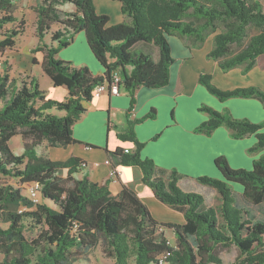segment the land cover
I'll list each match as a JSON object with an SVG mask.
<instances>
[{"label": "trees", "instance_id": "16d2710c", "mask_svg": "<svg viewBox=\"0 0 264 264\" xmlns=\"http://www.w3.org/2000/svg\"><path fill=\"white\" fill-rule=\"evenodd\" d=\"M112 1L120 3L127 21L108 26L109 17L96 12L94 0H42L34 10L38 44L32 52L42 53L41 69L52 86L66 89L63 101L46 98L34 77L18 81L9 76L7 68L0 71V175L38 184L42 199L33 203L19 189L0 184V264H69L73 249H92L100 241L104 256L113 264H223L221 249L229 247L238 251L231 264H264V219L256 218L246 207L264 206V154L253 161L250 170L233 169L224 157H218L215 165L223 180L197 178L218 193L216 210L205 206L202 195L178 187L184 176L141 158L144 144L137 139L134 127L152 119L154 111L141 119L128 118L126 129L117 137L131 143L133 149L124 153V148H116L107 153L108 159L113 166L140 168L142 183L155 198L182 213L184 223L177 224L157 222L126 186L113 196L110 180L94 183L87 175L74 179L83 161L73 157L51 161L38 153L44 141L51 147L76 143L72 128L86 111L83 103L94 99L98 85L110 87L114 74H120L119 89L131 98L128 117L139 88L166 86L174 62L170 37L188 38L200 45L213 35L208 58L217 62L222 72L244 66L243 73H247L264 55L262 0ZM64 5L73 10L64 11L60 8ZM13 9L14 0H0V54L12 49L23 33L24 21L7 29L17 21ZM53 26L58 28L53 30ZM80 32L85 33L91 52L104 68L99 76L86 66L73 67L56 57ZM146 46L157 47L158 57ZM233 47L240 50L234 53ZM199 83L220 101L254 98L264 106V91L259 87L221 90L207 74L200 75ZM200 111L208 114V120L196 127L195 133L210 135L224 126L233 139L255 136L257 142L250 153L264 150V121L256 124L235 119L228 112L206 106ZM17 135L24 142L20 155L9 147ZM62 169H67L66 177L60 176ZM231 183L241 191L232 190ZM27 227L38 230L35 238L25 237ZM166 231L174 235V245Z\"/></svg>", "mask_w": 264, "mask_h": 264}, {"label": "crops", "instance_id": "0c3cea01", "mask_svg": "<svg viewBox=\"0 0 264 264\" xmlns=\"http://www.w3.org/2000/svg\"><path fill=\"white\" fill-rule=\"evenodd\" d=\"M103 4L112 10L96 12L109 17L108 26L128 20L120 11V3L104 0ZM173 38L169 43L174 62L166 86L159 89L139 88L129 117L127 113L131 98L125 91L120 90L118 95L103 93L91 102H84L86 111L72 128L76 143L66 147H51L46 143L44 155L51 161L59 162L77 158L86 163V167L79 166L73 175L74 179L87 175L94 183L110 180L109 189L113 196L120 192L122 186H126L136 194L157 222L182 224V213L159 202L153 192L143 185L142 172L137 166H116L120 175L116 181L109 179L111 166L105 164L107 153L116 148L133 149L131 143L120 141L117 134L126 129L128 118L141 119L153 110L152 119H146L134 127L137 139L144 144L140 156L152 160L159 168L184 176L178 180L179 188L186 181L195 184L197 178L202 176L223 180L215 165L218 157H224L233 169L250 170L253 161L264 154V150L249 152L257 142L254 135L237 140L224 126L215 129L210 135L195 133L194 129L208 120V114L200 111L202 106L228 112L235 119H247L256 124L264 121V106L254 98L220 101L200 85L199 77L201 74L210 75L211 82L221 90L256 86L264 91V55L256 59L255 65L247 73H243L244 66L222 72L217 62L205 60L213 46L211 38L200 45H194L187 38ZM173 40L177 41L176 46L172 45ZM86 44V35L80 32L56 57L61 56L64 59L62 61L70 62L73 67L86 66L94 76H99L103 74L104 68L95 63ZM51 90L55 88L51 87ZM66 96L67 91L64 99ZM46 98L53 100L49 93ZM60 172L61 177L67 176V169ZM229 186L232 190L241 191L232 183ZM181 189L188 188H182L181 185Z\"/></svg>", "mask_w": 264, "mask_h": 264}, {"label": "rangeland", "instance_id": "374dc122", "mask_svg": "<svg viewBox=\"0 0 264 264\" xmlns=\"http://www.w3.org/2000/svg\"><path fill=\"white\" fill-rule=\"evenodd\" d=\"M42 0H14V9H13V15L16 17L17 21L12 24L8 25L7 29L17 28L19 27V24L21 21H24L23 26V33L18 36L16 39L15 46L10 49L6 50L3 54H0V71L3 72L6 68L8 69V74L11 78L16 79L18 81L20 80H26L28 81L31 77H34L41 90L45 92V94L51 95L53 97V100L57 101H63L64 99V93H66V89L63 87L55 88L54 91L51 90L52 83L50 79L43 73L41 69V61H42V53L37 52L33 53V49L38 44V39L36 35V15H35V8L40 4ZM104 0H95L94 6L97 11L100 13L110 12L112 9L107 6V4H103ZM116 2V1H115ZM262 3L264 5V0H262ZM64 11L70 12L73 10V7L70 5H64L62 7ZM58 26H53L52 29H57ZM252 34V31L249 32V35ZM213 35L208 37V40ZM174 39L173 37H170L169 39ZM187 41L191 39H186ZM46 42H49V38H46ZM173 46H176L178 43L177 41L173 40L171 41ZM247 42V40H246ZM245 42V43H246ZM93 60L95 63H97L99 66L100 63L96 60L93 53L91 52L88 44H86ZM147 50H153L154 52L152 55L157 58L158 57V48L152 47V46H146ZM66 49V48H63ZM240 49L237 47H233L232 51L234 53H237ZM210 52V51H209ZM205 56V60H212L211 58H208V54ZM82 57V56H81ZM204 58V57H203ZM33 59H35L36 62H33ZM59 60H64L61 56H58ZM83 59V57H82ZM264 59V57L262 58ZM4 62L8 63V66L4 64ZM49 99V98H48ZM23 139L20 135L14 136L10 142L9 147L13 154L20 155L23 152L24 146ZM45 147L46 142L44 141L40 147H38V153L44 154L45 153ZM243 169V168H242ZM246 170V169H245ZM61 173V172H60ZM0 184L3 185H10L14 188H17L21 191L22 195H27V191L31 184H23L19 180L12 178V177H5L0 175ZM178 185V183H177ZM182 185V188L184 186L188 190L184 192H193L197 193L203 196L205 201L206 207H212L216 210H218L219 207V196L218 193L215 191V189L210 188L208 186H203L199 182H195V184H191L190 182H185ZM180 185V189H181ZM235 188H238L239 186L237 184H232ZM188 186V187H187ZM240 189V187H239ZM182 190V189H181ZM236 192V191H235ZM236 199H240V196H235ZM42 202V199L39 200V203ZM246 207L249 209V211L254 213V216L258 219H264V206L256 207L253 205H246ZM260 209H263L262 212ZM3 228H5V225H1ZM25 237L27 239L35 238L38 234L37 229H32L30 227H27L24 231ZM166 237L171 245H174L175 238L172 232L166 231ZM238 257V251L237 249L233 247H229L227 249H221L220 252V259L223 264H231L234 263L237 260ZM1 260V255H0ZM69 264H113L112 260L107 259L103 254V242L100 241L96 247L92 249H73L69 256ZM164 264V263H162Z\"/></svg>", "mask_w": 264, "mask_h": 264}, {"label": "built area", "instance_id": "2783aa9c", "mask_svg": "<svg viewBox=\"0 0 264 264\" xmlns=\"http://www.w3.org/2000/svg\"><path fill=\"white\" fill-rule=\"evenodd\" d=\"M113 78H114L113 83L110 87H108L106 84L103 83V84L98 85L94 89V92H93V98L94 99L100 97L103 93H108L109 95H118L119 94V92H120L119 83L121 81L120 74H118V73L114 74ZM128 152H129L128 149H124V153H128ZM105 164L111 166L110 171L108 173L109 179L116 181V178L120 175V172L118 171L116 166L112 165V163L109 161V159H107L105 161ZM80 167L85 168L86 163H81ZM27 195L33 203H38L40 200L38 184L31 183V186L29 187V189L27 191ZM160 264H162V262H160Z\"/></svg>", "mask_w": 264, "mask_h": 264}, {"label": "water", "instance_id": "95a60500", "mask_svg": "<svg viewBox=\"0 0 264 264\" xmlns=\"http://www.w3.org/2000/svg\"><path fill=\"white\" fill-rule=\"evenodd\" d=\"M106 94H108V93H106Z\"/></svg>", "mask_w": 264, "mask_h": 264}]
</instances>
